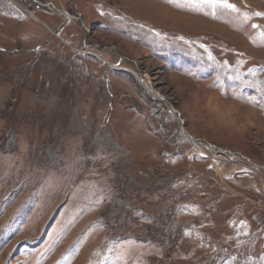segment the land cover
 Here are the masks:
<instances>
[{
    "label": "rangeland",
    "instance_id": "1",
    "mask_svg": "<svg viewBox=\"0 0 264 264\" xmlns=\"http://www.w3.org/2000/svg\"><path fill=\"white\" fill-rule=\"evenodd\" d=\"M226 3L0 0V264H264V0Z\"/></svg>",
    "mask_w": 264,
    "mask_h": 264
},
{
    "label": "snow or ice",
    "instance_id": "2",
    "mask_svg": "<svg viewBox=\"0 0 264 264\" xmlns=\"http://www.w3.org/2000/svg\"><path fill=\"white\" fill-rule=\"evenodd\" d=\"M189 3L191 4H196L197 0H188ZM200 3L207 4L209 6H223V7H232L231 4L226 3V0H199ZM214 86V85H213Z\"/></svg>",
    "mask_w": 264,
    "mask_h": 264
}]
</instances>
